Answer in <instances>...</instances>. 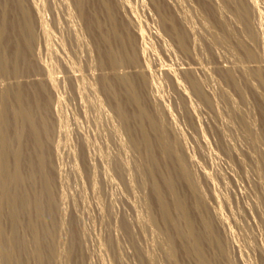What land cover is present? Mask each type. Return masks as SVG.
Here are the masks:
<instances>
[{
    "label": "rangeland",
    "instance_id": "374dc122",
    "mask_svg": "<svg viewBox=\"0 0 264 264\" xmlns=\"http://www.w3.org/2000/svg\"><path fill=\"white\" fill-rule=\"evenodd\" d=\"M4 1L0 0V5ZM23 1L34 22L32 47L36 57H32L29 70L24 65L21 73L4 75L0 82L32 84L45 81L47 75H54L56 81L53 89L46 86L41 95L48 129L44 137L46 167L52 175L51 190L58 202V208L47 214L40 226V229L46 225L45 228H51L52 249L56 250L50 255L48 246L44 247L48 259L45 264H198L193 254L185 253L180 240L175 242L173 256L169 255L174 231L163 221L159 207H154L157 202L148 176L147 152L144 147L136 146L116 110L115 96L105 89L116 79L115 75H129L138 82L148 113L160 119L178 153L190 160L198 195L190 192L182 180L177 191L186 195L192 208L197 198L204 204L202 210L193 208L192 214L196 229L203 231L199 230L204 236L207 259L214 264L216 260V264H264V0L254 3L251 0H111L118 20L129 30L134 53L142 55L140 62H124L116 70L103 61L109 46L100 37V27L89 24L76 0ZM79 1L88 13H97L102 26L111 27L101 0ZM243 9L245 14L239 18ZM39 20L43 22L41 26ZM171 24L176 31L168 29ZM247 27L252 29L254 38H249ZM141 31L143 37H139ZM182 31L186 39L184 46L179 41ZM113 41L112 47L121 53L119 44ZM248 51L253 53L249 55ZM72 58L76 59L74 63ZM167 70H174L176 82ZM142 72L148 73L147 76ZM128 110L133 113L137 106L131 104ZM131 126L139 124L132 119ZM154 151L159 153L156 141ZM167 168L172 170L170 158H161L159 171L168 173ZM203 217H209L213 223V233L221 239L218 244L207 242ZM181 224L184 225L182 221ZM3 228L9 231L10 224L5 221ZM20 229L31 240L27 226ZM26 260L29 264L36 262L32 257Z\"/></svg>",
    "mask_w": 264,
    "mask_h": 264
},
{
    "label": "bare ground",
    "instance_id": "6f19581e",
    "mask_svg": "<svg viewBox=\"0 0 264 264\" xmlns=\"http://www.w3.org/2000/svg\"><path fill=\"white\" fill-rule=\"evenodd\" d=\"M44 1V0H42ZM61 1V0H60ZM72 1V0H71ZM78 2L80 11L88 20L89 24L100 27V37L104 39L109 49L103 55V61L109 63L116 70L124 62L136 64L142 60V55L134 53L132 46V37L127 28L118 20L115 5L111 0H101L104 6L111 27L105 28L100 23L97 13H88L83 5ZM131 1V0H130ZM177 1V0H176ZM179 1V0H178ZM220 1V0H219ZM254 1L255 0H251ZM258 1V0H257ZM56 2V0H55ZM59 2V0L57 1ZM56 2V3H57ZM169 2V1H168ZM180 2V1H179ZM262 2V1H261ZM1 3V2H0ZM0 5V77L9 73L18 74L22 72L24 65L29 70L32 66V57H36V50L32 44L35 39L34 22L31 19L29 8L25 6L23 0H6ZM37 3V2H36ZM42 3V2H41ZM55 3V4H56ZM134 3V1H133ZM182 3V2H181ZM220 3V2H219ZM264 3V2H263ZM71 3H69L70 5ZM73 4V3H72ZM119 4V2L117 3ZM140 4V2H139ZM173 4V3H172ZM67 5V3H66ZM65 5V6H66ZM129 5V4H128ZM132 5V4H131ZM137 5V4H136ZM222 5V4H221ZM226 5V4H225ZM47 6V5H46ZM60 6V3H59ZM68 6V5H67ZM75 6V5H74ZM121 6V5H120ZM55 7V6H54ZM63 7V6H62ZM70 7V6H69ZM68 7V8H69ZM133 7V6H132ZM184 7V6H183ZM221 7V6H220ZM243 7V6H242ZM258 7V6H256ZM78 8V7H77ZM186 8V7H185ZM56 9V8H55ZM63 9V8H62ZM117 9V8H116ZM128 9V7H127ZM223 9V8H222ZM45 10V9H44ZM49 10V9H48ZM121 10V9H120ZM185 10V9H183ZM210 10V9H209ZM244 10V9H243ZM40 11V10H39ZM220 11V9H219ZM38 12V11H37ZM63 12V11H62ZM134 14L135 11L133 10ZM201 12V11H200ZM224 12V11H223ZM228 12V11H226ZM259 12V11H258ZM41 13V12H40ZM44 13V12H43ZM119 13V11H118ZM132 13V12H131ZM240 13V12H239ZM48 14V11L47 13ZM50 14V13H49ZM54 14V13H53ZM71 14V13H70ZM76 14V13H75ZM74 14V15H75ZM139 16L140 13H137ZM217 14V13H216ZM244 13H240L242 18ZM119 15V14H118ZM141 15V14H140ZM183 15V14H182ZM198 15V14H197ZM62 16V15H60ZM76 16V15H75ZM75 16H73L75 18ZM185 16V14H184ZM190 16V15H189ZM59 17V16H58ZM70 17V16H69ZM77 17V16H76ZM135 17V16H134ZM182 17V16H181ZM186 17V16H185ZM194 17V16H193ZM255 17V16H254ZM263 17V16H262ZM73 18V19H74ZM129 18V17H128ZM138 18V17H137ZM147 18V16H146ZM196 18V17H195ZM235 18V17H234ZM54 19V18H53ZM139 19V18H138ZM200 19V18H199ZM63 20V19H62ZM130 20V19H129ZM140 20V19H139ZM138 20V21H139ZM211 20V19H210ZM259 20V19H257ZM45 21V20H44ZM59 21V20H58ZM68 21V19H67ZM70 21V20H69ZM76 21V19L74 20ZM196 21V20H194ZM240 21V20H239ZM239 21H237L239 23ZM80 22V21H79ZM78 22V23H79ZM204 22V21H203ZM227 22V21H226ZM230 22V21H229ZM252 22V21H250ZM257 22V21H255ZM263 22V20H262ZM42 20H39L40 26ZM46 23V22H45ZM81 23V22H80ZM143 23V22H142ZM193 23V22H192ZM228 23V22H227ZM36 24V23H35ZM38 24V23H37ZM138 24V23H136ZM186 24V23H185ZM196 24V23H195ZM255 24V23H254ZM74 25V24H73ZM80 25V24H79ZM78 25V26H79ZM148 25V24H147ZM197 25V24H196ZM249 25V24H248ZM260 25V24H259ZM77 26V27H78ZM82 26V25H81ZM194 26V25H193ZM228 26V25H227ZM255 26V25H254ZM60 27V26H59ZM86 27V26H85ZM95 27V26H94ZM103 27V28H102ZM129 27V26H128ZM141 27V26H140ZM188 27V26H187ZM230 27V26H229ZM253 26H251L252 28ZM258 27V25H257ZM210 28V27H209ZM212 28V27H211ZM249 38H254L252 29L247 27ZM61 29V28H60ZM70 29V28H69ZM72 29V27H71ZM145 29V28H142ZM168 29L173 32L176 27L171 24ZM188 29V28H187ZM258 29V28H257ZM63 30V29H62ZM82 30V29H81ZM88 30V29H87ZM86 30V31H87ZM217 30V29H216ZM254 30V29H253ZM259 30V29H258ZM232 31V30H231ZM263 31V30H262ZM55 32V31H54ZM69 34V30L67 31ZM72 32V31H71ZM78 32V31H77ZM92 32V31H91ZM90 32V33H91ZM146 32V31H145ZM143 31V33H145ZM86 32H84L85 34ZM89 33V32H88ZM264 33V32H263ZM49 34V33H48ZM64 34V32H63ZM71 34V33H70ZM81 34V33H79ZM78 34V35H79ZM53 35V34H52ZM55 35V34H54ZM86 35V34H85ZM144 35V34H143ZM142 31L139 37H143ZM49 36V35H48ZM56 36V35H55ZM66 36V35H65ZM68 36V35H67ZM72 36V35H71ZM82 36V35H80ZM92 36V35H91ZM70 37V35H69ZM77 37V36H76ZM85 37V36H84ZM82 37V38H84ZM263 37V36H262ZM61 38V37H60ZM147 38V37H145ZM163 38V37H162ZM250 38V39H251ZM54 40V38H51ZM101 39V40H102ZM114 40L119 44L120 51H115L112 44ZM222 39V38H221ZM264 39V38H263ZM57 40V39H56ZM61 40V39H60ZM80 40V39H79ZM78 40V41H79ZM82 40V39H81ZM162 40V39H161ZM197 40V39H195ZM65 41V40H64ZM72 41V40H71ZM97 41V39H96ZM103 41V42H104ZM138 41V40H137ZM143 41V40H142ZM148 41V39H147ZM179 41L181 45H185V34L180 33ZM198 41V40H197ZM53 42V41H51ZM62 42V40H61ZM73 42V41H72ZM77 42V41H76ZM104 42V43H105ZM113 42V43H112ZM144 42V41H143ZM146 42V41H145ZM223 42V41H222ZM49 43V42H47ZM65 43V42H63ZM68 43V41H67ZM79 43V42H78ZM87 43V42H86ZM166 43V42H165ZM62 44V43H61ZM60 44V45H61ZM168 44V43H167ZM166 44V45H167ZM51 45V44H50ZM56 45V44H55ZM54 45V46H55ZM71 45V44H70ZM84 45V41H83ZM95 45V44H94ZM148 46V44H146ZM161 45V44H160ZM170 45V44H168ZM49 46V44H48ZM67 46V45H66ZM145 46V47H147ZM47 47V46H46ZM80 47V46H79ZM86 47V46H85ZM90 47V46H89ZM107 47V46H106ZM167 47V46H166ZM58 48V47H55ZM60 48V47H59ZM75 48V47H74ZM156 48V47H155ZM165 48V47H164ZM168 48V47H167ZM51 49V48H50ZM78 49V48H77ZM76 49V50H77ZM84 49V48H83ZM89 49V48H88ZM139 49V48H138ZM52 50V49H51ZM50 50V51H51ZM65 50V49H64ZM68 50V47L67 49ZM93 50V49H91ZM123 50V51H122ZM143 50V49H142ZM167 50V49H166ZM226 50V49H225ZM47 51V50H46ZM55 51V50H54ZM59 51V50H58ZM80 52V49L78 50ZM90 51V50H89ZM140 51V50H139ZM149 51V50H148ZM172 51V49H171ZM49 52V51H48ZM47 52V54H48ZM87 52V51H86ZM94 52V51H93ZM128 52H130L128 54ZM137 52V51H136ZM153 52V51H152ZM56 53V52H55ZM58 53V52H57ZM60 53V52H59ZM89 53V52H88ZM253 52L248 51L251 55ZM62 54V53H61ZM59 54V55H61ZM91 54V52H90ZM148 54V53H147ZM48 54L47 56H49ZM65 55V54H64ZM69 55V54H68ZM82 55V54H81ZM41 56V55H40ZM56 56V55H55ZM63 56V55H62ZM70 56V55H69ZM98 56V55H97ZM82 57V56H81ZM44 58V57H42ZM67 58V57H66ZM65 58V59H66ZM85 58V57H84ZM155 58V57H153ZM39 59V58H38ZM55 59V58H54ZM71 59V58H70ZM148 59V58H147ZM150 59V58H149ZM76 60V59H75ZM73 58L72 61L74 63ZM89 60V59H88ZM57 61V60H56ZM59 61V60H58ZM87 61V60H86ZM148 61V60H147ZM155 61V60H154ZM88 62V61H87ZM150 62V61H148ZM58 63V62H57ZM66 63V62H65ZM77 63V62H76ZM93 63V62H90ZM89 63V64H90ZM104 63V62H103ZM44 64V63H43ZM48 64V63H47ZM79 64V62H78ZM84 64V63H83ZM148 64V63H147ZM73 65V64H72ZM81 65V64H80ZM47 66V65H45ZM83 66V65H82ZM98 66V65H97ZM44 67V66H43ZM92 67V66H91ZM54 68V67H53ZM89 68V67H88ZM56 69V68H55ZM92 69V68H91ZM45 70V69H44ZM75 70V69H73ZM50 71V68H49ZM49 71L47 73H49ZM82 71V70H81ZM186 71V70H185ZM157 72V71H156ZM51 73V72H50ZM139 73V72H138ZM161 73V72H160ZM52 74V73H51ZM83 74V73H82ZM112 74V73H111ZM147 76L148 73L142 72ZM167 74L176 82V73L174 70H167ZM47 75V74H46ZM90 75V74H89ZM54 75H47L45 81L32 84L16 83L13 85L2 84L0 82V264H29L27 258H35L36 263L45 264L46 251L44 247L48 246L52 249L53 233L50 229L40 226L45 222L47 214L54 213L58 205L51 190L52 175L47 170V153L44 149V137L47 134V121L43 115L44 102L41 95L45 92V87L51 89L55 87ZM77 76V75H76ZM84 76V75H83ZM93 76V75H92ZM91 76V77H92ZM141 76V75H140ZM145 76V78H146ZM59 78V77H58ZM76 78V77H75ZM79 78V77H78ZM86 78V77H85ZM98 78V77H97ZM115 82L106 86L111 95L115 96V107L120 117L127 124L129 134L133 137L137 147H144L146 150V161L148 176L152 179L153 190L155 194L156 205L161 211V217L164 222L169 224L173 231L170 238L169 255L174 254L175 242L180 240L182 246L191 256H195L198 264H214L205 256L202 238L204 237L199 228L196 229L195 218H193L192 209L202 210V201H195L193 208L188 203L187 197L177 191L179 181L187 183L190 192L197 194L198 187L195 182V175L189 168V161L184 155L178 153L176 145L170 138L168 131L163 123L157 118L150 115L142 103L140 85L129 75H115ZM144 78V79H145ZM169 78V77H168ZM77 79V78H76ZM79 80V79H78ZM77 80V82H78ZM83 80V79H82ZM94 80V78H93ZM96 80V79H95ZM107 80V79H106ZM105 80V81H106ZM111 80V79H110ZM113 80V79H112ZM167 80V79H166ZM165 80V81H166ZM214 80V79H213ZM58 81V80H57ZM81 81V80H80ZM90 81V80H89ZM92 81V80H91ZM104 81V82H105ZM158 81V80H157ZM168 81V80H167ZM83 82V81H82ZM85 82V81H84ZM87 82V81H86ZM100 82V81H99ZM103 82V83H104ZM108 82V81H107ZM159 82V81H158ZM197 82V81H196ZM80 83V82H79ZM98 83V82H97ZM151 83V82H150ZM209 83V82H208ZM106 84V83H105ZM195 86L199 89L194 81ZM83 85V83H82ZM98 86V84H97ZM80 88V87H79ZM85 88V87H84ZM100 88V87H99ZM160 88V87H159ZM162 88V87H161ZM164 88V87H163ZM64 89V88H63ZM82 89V88H81ZM88 89V88H87ZM104 89V88H103ZM56 91V90H55ZM79 91V90H78ZM84 90H82L83 92ZM106 91V90H105ZM65 92V91H64ZM173 92V91H172ZM200 95L203 93L199 89ZM61 93V92H60ZM79 93V92H78ZM88 93V92H87ZM90 93V92H89ZM167 93V92H166ZM68 94V92H67ZM92 94V93H91ZM163 94V92H162ZM65 95V94H64ZM69 95V94H68ZM90 95V94H89ZM156 95V94H155ZM165 95V94H164ZM63 96V95H62ZM81 96V95H80ZM85 96V94H84ZM93 96V95H92ZM91 96V97H92ZM101 97V96H100ZM153 97V96H152ZM59 98V97H58ZM65 98V97H64ZM63 98V99H64ZM94 98V97H93ZM109 98V97H108ZM111 98V97H110ZM113 98V97H112ZM53 99V98H52ZM60 99V98H59ZM66 99V98H65ZM91 99V98H90ZM97 99V98H96ZM106 99V98H105ZM86 100V99H85ZM89 100V99H88ZM104 100V99H103ZM110 100V99H109ZM145 100V99H144ZM67 101V100H66ZM65 102V101H64ZM87 102V101H85ZM61 104V102H59ZM58 103V104H59ZM59 104V105H60ZM134 104L137 106L135 112H130L128 106ZM86 105V104H84ZM102 105V104H101ZM105 105V104H104ZM133 106V105H132ZM66 107V106H65ZM69 107V105H68ZM111 107V106H110ZM113 107V106H112ZM46 108V107H45ZM84 108V107H83ZM106 108V107H104ZM171 108V107H170ZM236 109V108H234ZM46 110V109H45ZM86 110V109H85ZM109 111V109H108ZM58 112V111H57ZM60 112V111H59ZM68 112V111H67ZM74 112V111H73ZM72 112V113H73ZM168 112V111H167ZM64 113V112H63ZM89 113V112H87ZM46 114V113H45ZM78 114V113H77ZM99 114V113H98ZM163 114V113H162ZM69 115V114H68ZM88 115V114H87ZM108 115V114H107ZM59 116V114H58ZM79 116V115H78ZM155 116V115H154ZM159 116V115H158ZM60 117V116H59ZM93 117V116H92ZM118 117V116H117ZM87 118V117H86ZM63 119V117H62ZM112 119V118H111ZM132 119H135L139 126L132 127ZM174 119V118H173ZM71 120V119H70ZM90 120V119H89ZM120 120V119H119ZM62 121V120H61ZM76 122V121H75ZM97 122V121H96ZM115 122V121H113ZM164 122V121H163ZM62 123V122H61ZM60 123V124H61ZM71 123V121H70ZM74 123V121H73ZM58 126V124H57ZM67 126V125H66ZM91 126V125H90ZM176 126V125H175ZM55 127V126H54ZM59 127V126H58ZM70 127V126H69ZM98 127V126H97ZM100 127V126H99ZM114 127V126H113ZM80 128V126H79ZM116 128V127H115ZM70 129V128H68ZM71 130V129H70ZM99 131V130H98ZM11 132V133H10ZM69 132V131H68ZM73 132V131H72ZM95 132V131H94ZM104 133V132H103ZM151 134H154V138ZM82 135V134H81ZM85 136V135H84ZM183 136V135H182ZM258 136V135H257ZM261 137V136H260ZM91 138V137H90ZM255 138V137H254ZM253 138V139H254ZM126 139V138H125ZM48 140V139H47ZM90 140V139H89ZM67 141V140H66ZM155 141L159 145V153L154 151ZM256 141V140H255ZM57 142V141H56ZM74 143V142H73ZM76 143V142H75ZM128 143V142H127ZM258 143V142H257ZM62 144V143H61ZM66 145V144H65ZM74 145V144H73ZM59 146V145H58ZM67 146V145H66ZM65 146V147H66ZM49 147V145H48ZM95 147V146H94ZM105 147V146H104ZM101 148V147H100ZM72 149V147H70ZM105 149V148H104ZM54 150V149H53ZM96 150V149H95ZM78 151V150H77ZM80 151V150H79ZM109 151V150H108ZM204 151V150H203ZM99 152V151H98ZM59 153V152H58ZM92 153V152H91ZM90 153V154H91ZM100 153V152H99ZM96 154V152L94 153ZM263 154V153H262ZM124 155V154H123ZM57 156V155H56ZM112 156V155H111ZM122 156V155H121ZM60 157V156H59ZM106 157V156H105ZM127 157V156H126ZM170 158L172 162V170L168 173L159 171L161 158ZM191 157V156H190ZM67 158V157H66ZM92 159V158H91ZM125 159V158H123ZM255 159V158H254ZM257 159V157H256ZM57 160V159H56ZM243 161V160H242ZM79 162V161H78ZM72 165V164H71ZM27 167L25 169L24 167ZM65 166V165H64ZM63 166V167H64ZM69 167V166H68ZM66 168V167H65ZM73 168V167H72ZM49 169V168H48ZM85 169V168H84ZM64 170V169H63ZM87 170V169H86ZM75 171V170H74ZM57 172V171H56ZM67 172V171H66ZM71 172V171H70ZM89 172V171H88ZM61 173V172H60ZM63 174V173H61ZM80 174V173H79ZM206 173V177H208ZM69 175V174H68ZM74 175H76L74 173ZM87 175V174H86ZM161 175V176H159ZM221 175V174H220ZM84 176V175H83ZM263 176V175H262ZM70 177V176H69ZM88 177V176H87ZM78 178V177H77ZM85 178V177H84ZM213 178V177H212ZM69 179V178H68ZM100 179V178H99ZM263 179V178H262ZM62 180V179H61ZM70 180V179H69ZM68 180V181H69ZM78 181V180H77ZM100 181V180H99ZM118 181V180H117ZM65 182V181H64ZM97 182V181H96ZM213 182V180H212ZM61 183V182H60ZM131 183V182H130ZM69 184V183H68ZM96 184V183H95ZM263 184V183H262ZM85 186V185H83ZM99 186V185H98ZM97 186V187H98ZM82 187V186H81ZM96 187V188H97ZM60 188V186H59ZM89 188V187H88ZM63 189V187H62ZM87 189V187H86ZM91 189V188H90ZM65 190V189H63ZM71 190V189H70ZM73 190V189H72ZM67 191V190H66ZM98 192V191H97ZM67 193V192H66ZM113 193V192H112ZM198 195V194H197ZM68 197V195H66ZM73 196V195H71ZM100 196V195H99ZM203 197V196H201ZM218 197V196H217ZM59 198V197H58ZM61 198V197H60ZM75 198V197H74ZM220 198V197H219ZM147 199V198H146ZM152 199V198H151ZM150 199V201H151ZM223 200V199H222ZM105 201V200H104ZM258 201V200H257ZM136 202V201H135ZM192 202V201H191ZM140 203V202H139ZM104 204V203H103ZM102 204V205H103ZM150 204V203H149ZM258 204V203H256ZM60 205V204H59ZM66 206V205H65ZM67 207V206H66ZM145 207V206H144ZM104 208V207H103ZM106 208V207H105ZM260 208V207H259ZM139 209V208H138ZM141 209V208H140ZM143 209V208H142ZM158 210V209H157ZM141 211V210H140ZM149 211V210H148ZM176 211V212H175ZM196 211V210H195ZM212 211V210H211ZM220 211V210H219ZM66 212V211H65ZM90 212V211H89ZM173 212L177 215L174 216ZM202 212V211H201ZM201 212H198L201 214ZM262 212V211H261ZM140 213V212H139ZM197 213V212H196ZM219 212H216V214ZM221 213V212H220ZM199 214V216H200ZM215 214V215H216ZM223 214V213H222ZM55 215V214H54ZM64 215V214H63ZM77 215V214H76ZM150 215V214H149ZM219 215V214H217ZM51 216V215H49ZM92 216V215H91ZM103 216V215H102ZM204 216V215H203ZM220 216V215H219ZM218 216V217H219ZM62 217V216H61ZM67 217V216H66ZM142 217V216H140ZM150 217V216H149ZM152 217V215H151ZM150 217V218H151ZM155 217V216H154ZM196 217V216H195ZM201 217V216H200ZM199 217V218H200ZM48 218V217H47ZM73 218V217H72ZM144 218V217H143ZM209 218V217H208ZM208 218L203 217V225L205 235L208 236L210 245L219 243L217 237L213 233L212 225ZM224 218V217H223ZM51 219V218H50ZM64 219V218H63ZM68 219V218H66ZM78 219V218H77ZM154 219V218H153ZM156 219H158L156 217ZM197 219V218H196ZM54 220V218H53ZM70 220V219H68ZM73 220V219H72ZM150 220V219H149ZM148 220V221H149ZM161 220V219H160ZM201 220V219H200ZM7 221L10 224L9 231L4 230L3 223ZM48 221V220H47ZM52 221V220H51ZM50 221V223H51ZM63 221V220H62ZM71 221V220H70ZM86 221V220H85ZM158 221V220H157ZM181 221L183 224H181ZM199 221V220H198ZM55 222V221H53ZM52 222V223H53ZM76 222V221H75ZM131 222V221H130ZM154 222V221H153ZM197 222V220H196ZM225 222V221H224ZM48 224V222H46ZM74 223V222H73ZM133 223V222H132ZM151 223V222H150ZM162 223V221H161ZM166 224V225H167ZM198 224V223H197ZM27 226V230L31 232V240H27L24 232L21 233L20 227ZM49 225V224H48ZM89 225V224H88ZM44 226V225H43ZM50 226V225H49ZM56 226V225H55ZM65 226V225H64ZM23 228V227H22ZM25 228V227H24ZM63 228V226H62ZM65 228V227H64ZM63 228V229H64ZM69 228V227H68ZM94 228V227H93ZM145 228V227H144ZM148 228V227H147ZM168 228V227H167ZM59 229V228H58ZM70 229V228H69ZM68 229V230H69ZM86 229V227H85ZM54 230V229H53ZM152 230V229H150ZM200 230V232H199ZM215 230V229H214ZM24 231V230H23ZM63 231V230H62ZM144 231V230H143ZM161 231V230H160ZM170 231V230H169ZM165 231V232H169ZM56 232V230H55ZM54 232V233H55ZM67 232V231H66ZM65 232V233H66ZM71 232V231H70ZM164 232V231H163ZM203 232V231H202ZM76 233V232H75ZM156 233V232H155ZM170 233V232H169ZM59 234V233H58ZM153 234V233H152ZM162 234V233H161ZM170 234V235H171ZM204 234V233H203ZM57 235V234H56ZM73 235V234H72ZM155 235V234H154ZM28 236V235H27ZM62 236V235H61ZM69 236V235H68ZM67 236V237H68ZM75 236V235H74ZM79 236V235H78ZM56 237V236H55ZM134 237V236H133ZM164 237V236H163ZM167 237V236H166ZM219 237V236H218ZM63 238V236H62ZM76 238V237H75ZM74 238V239H75ZM137 238V237H136ZM160 238V236H159ZM61 239V238H60ZM169 239V237H168ZM58 240V239H57ZM64 240V239H63ZM82 240V239H81ZM146 240V239H145ZM157 241V240H156ZM59 242V241H58ZM62 242V240H61ZM83 242V241H82ZM81 242V244H82ZM162 242V241H161ZM55 243V241H54ZM157 243V242H156ZM180 243V244H181ZM250 243V242H249ZM60 244V243H59ZM65 244V242H64ZM165 244V243H164ZM58 245V244H57ZM80 245V244H79ZM152 245V244H151ZM56 246V245H55ZM65 246V245H64ZM69 246V245H68ZM58 247V246H57ZM81 247V246H80ZM148 247V246H147ZM221 247V246H220ZM62 248V247H61ZM73 248V247H72ZM178 248V247H177ZM56 249V248H55ZM105 250V248H103ZM156 249V248H155ZM162 249V248H160ZM159 249V250H160ZM48 250V249H47ZM153 250V249H152ZM167 250V249H166ZM241 250V249H240ZM70 253V250H68ZM177 251V249H176ZM179 251V250H178ZM62 252V250H61ZM154 252V251H153ZM161 252V251H160ZM167 252V251H166ZM49 252H47L48 255ZM53 253V252H52ZM67 253V254H68ZM184 253V250H183ZM148 254V253H147ZM193 254V255H192ZM70 255V254H69ZM222 255V254H221ZM220 255V256H221ZM224 255V254H223ZM222 255V256H223ZM168 256V253H167ZM175 256V255H174ZM187 256V255H186ZM225 256V255H224ZM223 256V257H224ZM50 257V256H49ZM48 257V258H49ZM53 257V256H52ZM57 257V256H56ZM169 257L168 259H171ZM189 257V256H188ZM51 258V257H50ZM70 258V257H69ZM175 258V257H174ZM177 258V257H176ZM175 258V259H176ZM228 258V257H227ZM52 259V258H51ZM173 259V258H172ZM217 259V258H216ZM215 259V260H216ZM173 261V260H172ZM175 261H178L177 259ZM174 261V262H175ZM217 261V260H216ZM215 261V264H216ZM33 262V261H32ZM53 262V261H52ZM59 262V261H57ZM245 262V261H244ZM31 263V262H30ZM164 263V262H163ZM148 264V263H147ZM182 264V263H181ZM218 264V262H217Z\"/></svg>",
    "mask_w": 264,
    "mask_h": 264
}]
</instances>
